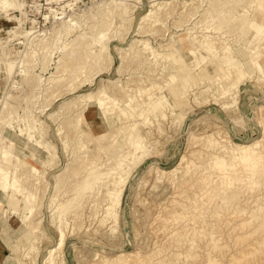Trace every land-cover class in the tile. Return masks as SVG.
I'll use <instances>...</instances> for the list:
<instances>
[{"label":"rangeland","instance_id":"obj_1","mask_svg":"<svg viewBox=\"0 0 264 264\" xmlns=\"http://www.w3.org/2000/svg\"><path fill=\"white\" fill-rule=\"evenodd\" d=\"M16 1H20L22 5L16 6L8 4L3 7V11L0 12V48H2L9 59H26L31 51H33L32 49H39L40 45H43L45 42L50 44H48L47 47L51 46V50H53L54 54L53 60L50 61L47 71L42 72L39 65L35 67L33 71L43 74L45 77L52 72L62 74L61 77L59 76L61 79L57 84L51 82L48 85H42L44 84L43 82L38 86L40 99L43 98L44 94L49 93V97L47 98L51 101V104L46 106L47 108H45L46 110L43 112L35 113L36 105L39 103H36L32 109L42 120L47 124L49 123V126L45 123L47 125L46 128L50 127L48 128V131H50L48 132L47 139L51 142V147L53 149L47 152L51 154L54 151H58L59 159L57 160V165L55 164L51 167L54 170L50 168L45 173V178L48 179V182L43 181L41 185L42 189L40 190V196L43 202L41 203L42 205L39 206V214L36 216L35 220L38 221V219L42 218L43 230L44 233H46L40 240L39 250L26 254L27 249L25 245L17 243L16 240V242H13V248L11 249L10 247V250L6 251L5 259H0V261H2L3 264H10V262L15 264V262H17L16 259H19L25 264H45L48 249L57 243L59 237V231L52 221L48 204L54 193L53 185L56 181L55 174L63 171L68 166V163L72 161L71 155H69L71 147L77 149L74 154L76 156L77 154L78 156L83 155L84 151L79 147L80 145L83 148H87L89 157H91L90 154H92V157H97L98 161L101 162L98 163L97 166L99 170H102L100 172L106 171L108 168L117 170V160L121 157L123 152L118 143H115L114 140L116 138V141L125 142L126 136L124 134V129L131 128L130 122L135 119L139 121L141 132L149 140L146 146V148L149 149V153H147V149L143 152H139L140 155H138L132 163L133 169L128 179L121 207L119 208V225L116 227L117 229L113 231L110 228V224L108 225L99 221L103 211L102 202L104 197L101 195L98 196L99 201H97L98 198H96V202L98 203L95 204L91 202V199H88L85 203V207L79 208V210L83 212L81 217L73 219V215L69 216L71 226L70 224L68 225L70 231L66 228L68 238L66 239L63 250H58L57 253H55L57 258L53 264H103L96 258V252L111 257L120 252L130 251H139L143 255H149V259H147L145 264H162V262L166 264H264V233H262L264 231V226L259 228V218H255L250 222L251 225L250 223H244L245 220H252L251 214L253 210H256V212L259 211L257 207L252 204L254 200L259 199V201H255L258 203L264 198V161L254 163L253 161L248 162L240 160L237 152L230 149L225 153L228 155L226 157L227 166L219 169L213 165V161L222 153V150L218 149L208 152L201 144L192 143L189 139L191 135H201L219 130L221 135H227L236 142L250 143L260 139L264 142V71L255 67L251 55L246 53L245 49L242 50V47L239 48L240 61L251 76L249 75L243 80L238 93V102H236V104L227 108L223 106V102L226 98L220 97L218 91H215V89L213 90L216 94L212 90L214 86L212 75H207L203 77V79H201V77L197 79L190 78L191 85L189 91L191 93H189L187 98L189 100V105H191V109H189L183 120L179 121L174 120L169 110H167V116L160 120V126L157 124V121L153 122V124H146L143 122L146 117H151L152 119H154V117L147 111H144L142 115L140 114L142 101L140 97L129 102L131 104L130 110H133L135 114L134 119L129 118L127 114H123L119 118L117 115L120 114L121 109L124 108V102L128 96L123 91L119 90V86L111 83L112 81L118 80L120 84L126 85L127 82H132L131 86H134L133 83H136L141 75L145 77H155L157 81H162L163 83L164 80L168 78V75L162 72L164 67L162 64H165V60L161 59L160 61L159 59L156 61L153 58L149 60L145 58L133 59L131 52L130 56H124L125 61L123 62L121 61V57L124 53H121V50L131 47L133 40L141 37V35H146L145 37L147 38L149 37L150 39H148L151 40V44L159 48L161 44L163 45L171 41L172 37L177 39V35L182 33L188 26L191 27L192 25V29L197 32L196 34L198 37L205 35L204 32L206 31L201 29L209 24L216 25L222 23L225 29L230 26L231 30L226 33V38L230 40V43L237 42L239 46H261L256 49H259L261 56H259V60L264 65V33H257L255 29L251 28L247 24L250 19L248 16L250 15L243 12V8H249V13H251V15H253V12L258 14L254 7H246V0H233L234 4H236L235 7H238L239 12L242 14L239 16L238 20L226 22L225 13H227V11L225 10L227 7L222 8L219 4L214 2L215 0H173L171 3L174 8L172 14L167 16L162 15V20L160 22L162 24L151 26L155 18L152 17L153 15L144 21L142 19L151 9L155 10L156 7H159V5H154V8L152 2H150L151 0H127L126 3L123 4L113 0H53L51 4L46 3L47 0ZM162 1L166 0H158V2ZM112 6L114 8L117 7V9L113 10L109 16L108 11ZM53 12L54 14L58 13V17H61V15L64 16L63 18L54 17ZM44 14L48 16L46 17ZM12 16H15L16 20H10ZM70 17H73L79 22L74 30L67 29L65 20ZM33 18H36V21H33ZM103 20L107 21L105 24L108 26L109 30L107 38L103 42L96 44L98 50L97 57L94 56L95 52L92 53L91 59L90 55L84 56L87 66L83 68V70H79L78 73L77 70L72 68L65 70L67 66H76L75 64L72 65L69 63L72 61L71 56L73 55H68L65 53V50L75 45V42L79 40H74L77 35L85 32L87 33L86 35H90L99 30L98 28L102 27ZM235 23H238L237 28L234 26ZM12 27H15L17 31L29 30L32 28L35 33L31 34L29 44H25L27 35L20 37L21 35L14 36L13 34H9L7 31L11 30ZM92 27L95 29L93 28V30ZM138 27H144V29H141L143 32H138ZM65 31H71V33L65 35ZM220 32L210 33H214L215 36L217 35L218 37H223V34ZM88 39L86 38V40L91 41L90 38ZM65 42L68 43L67 47H64ZM103 43L104 46H101ZM82 45L85 48L86 42H83ZM105 46H107L113 55V64H111L109 60L102 58L103 56L100 57L101 53H105L102 50ZM77 50L81 51V48ZM133 50L134 48H132V51ZM39 51L41 52L42 50ZM202 52H204L208 58L212 55L210 52H207L206 49L202 50ZM182 53L188 61L192 60V56L187 52L182 51ZM146 54L149 53L146 52ZM79 56L81 55L77 53L74 58ZM64 60L67 62V66L63 62ZM58 61L62 62L58 63ZM194 63H196V60L192 61L190 64ZM121 64H125L122 72L119 71ZM180 64L181 62H178V65ZM57 65L61 66L59 72H56ZM213 65L214 63L212 62L207 63V68L210 72H214L215 68L213 67L215 65ZM193 73H196V71L193 70ZM0 75L2 76H0L1 107V100L4 95L3 89L5 90L8 86V79L3 69H0ZM94 77L95 79L91 81ZM16 78L19 80L21 78L20 81H22V76H20V74H18ZM86 78H88V80L84 81ZM178 81H181V79ZM35 84H38V82ZM52 85L53 87H51ZM168 85L170 86L171 84ZM25 86V90L23 89L21 93H19L20 91L14 90L16 97L17 95L19 96L18 99H14V101H18L16 102L17 110H15L14 113V115H16L15 117L18 119V123H22L19 115L23 116V108L27 105L25 101H20V99L22 100V95L26 93L29 87L27 84ZM208 86L212 87L204 93H199L197 95L192 94L193 91H198L199 88L202 89ZM101 87L107 88L109 93L112 91L117 97L123 100L121 103H118V105L106 108V116L109 117L113 123L109 124L110 126H106L99 117V108L96 105H92L86 111L85 122L83 123V127L87 131H91V133H84L81 143H76L73 139L74 143L70 142L69 148H65L62 143L63 141L61 142L62 139L60 140V134H57V128L61 121L66 120V117L64 118V116L68 115L66 111L70 109L69 111L72 113L73 109H76L78 112L83 110L81 106L88 101L85 95L89 92H98ZM47 88L48 90L46 91ZM166 89L164 92L169 95L168 97L171 99L170 93L168 89ZM213 92L214 94H212ZM133 93L134 91H130V94ZM216 96H218V98ZM39 109H41L40 106L37 107V111ZM52 111H60L59 114H62H58L57 120L61 119L59 123H57V120L54 121L47 116ZM67 121H69V123H76V119L73 117L68 118ZM15 124L17 126V123ZM92 132L95 133L91 135ZM7 134L9 133L3 132V141L7 138ZM64 134L65 133H63V135ZM4 142L8 143L6 140ZM0 143H2V141H0ZM18 146L22 145L20 144ZM258 149L263 151L264 155V146ZM183 154L187 155L189 164L193 169L192 173L190 172L187 176L190 180L183 188L186 189L189 196H192L193 201L181 207L179 210L172 212L171 209L175 208L176 199V201L180 199L179 201L186 204L189 201H187V198L183 199L182 196H179L178 192L179 190H184L183 188H175L171 183V179L168 177H159L157 170L176 167ZM86 159L90 160L88 156H86ZM187 163L188 162L185 161L183 165ZM203 166L208 168L211 172L210 175L208 170H203L207 171L205 173L200 170ZM194 170H196V172ZM179 175H181V172H179ZM205 176L207 177L208 183L206 181L203 182L202 178ZM73 178H70L72 182L69 180L63 182L65 184L62 186L61 192L64 191L65 188L68 189L67 187H71L70 184L73 183ZM76 178L75 180H77ZM94 178H96V175H94ZM253 180L260 182L257 186L258 188H253L248 185ZM46 184H48L46 188L49 191L44 190ZM191 185L195 188H192ZM245 190H248V194ZM227 196L232 199L235 197V200H229L231 202L226 204L222 198ZM244 203H246V205ZM92 204L94 205L92 206ZM242 205L245 207V210ZM238 210L239 212H237ZM247 210H249L248 213ZM230 215L232 216L230 217ZM238 217H240V219ZM13 220L15 221L16 218H13ZM254 222H257V224L255 225ZM15 223L16 227L20 224V222L17 221H15ZM181 226L185 227V231H187L186 236V232L183 233L184 229H182ZM234 226L236 227L234 228ZM235 229L239 230L236 231ZM246 229L247 231H245ZM178 230L180 233H178ZM210 231L213 232L214 238H223L218 240L221 246H214V242L209 234L211 233ZM256 231H258V233ZM259 234L263 235L260 237ZM243 241H245V244ZM259 243L261 245H259ZM255 247L260 249L261 252L255 251L254 254L250 253L249 255L251 250H256ZM208 248L211 250L208 251ZM243 251L248 254L235 262L231 260L234 255L239 256ZM11 252H13V254ZM214 253L216 255H214ZM210 254H213L214 257ZM10 255L17 258L9 259L11 258ZM217 257L219 261L216 259ZM128 263L135 264L133 260Z\"/></svg>","mask_w":264,"mask_h":264},{"label":"bare ground","instance_id":"obj_2","mask_svg":"<svg viewBox=\"0 0 264 264\" xmlns=\"http://www.w3.org/2000/svg\"><path fill=\"white\" fill-rule=\"evenodd\" d=\"M113 1L123 4V3H126L127 0H113ZM172 1L173 0L171 1L166 0V1L158 2V0H151L150 2H152L153 4L152 6L159 5V7H156L155 10L151 9L145 16L142 17L143 21L148 19L151 15H153L152 17H155V18H154V22L151 23V26L152 25L157 26V25L162 24L160 23L162 20L161 18L162 15L167 16V15L172 14V11L174 9L173 6L171 5ZM52 2L53 0H47L46 3L51 4ZM214 2L219 4L222 8L227 7V9L225 10L227 11V13H225L226 22L238 20L239 16H241L242 14L241 12H239L238 7H235L236 4H234L233 0L232 1L231 0H215ZM246 2H247L245 5L246 7L253 6L255 11H257L258 13L256 14L253 12V15H251V13H249V8L242 7L244 9L243 12L251 16V17L248 16V18L250 19L248 20L247 24L251 28L255 29L257 33H260V34L264 33V21H262L264 20V0H246ZM8 4L16 5V6L22 5L20 1H16V0H0V12H2L3 7H5ZM233 5H234V8H233ZM116 9L117 7L115 8L113 6L110 7L108 11V15L110 16L112 11ZM208 10H209V7H208ZM57 14L58 13H55L54 17L63 18L64 16V15L63 16L61 15V17H58L59 15ZM47 16L48 15H46V17ZM14 17L15 16L10 17V20H13V19L16 20V17L15 18ZM33 19H34L33 21H36V18H33ZM103 21H102V27L98 28L99 30L91 33L90 35H86L87 34L86 32L77 35L74 40L76 39L77 40L79 39V40L75 42V45H73L70 48L68 47L67 49L65 48L66 49L65 53H67L68 55H73L71 56L72 61H70L69 63H71L72 65L74 64L76 65L75 67L67 66L66 64L67 62L64 60L63 62L67 66L65 70H69L72 68L74 70H77V73H78L79 70L81 71L83 70V68L87 66V62L85 61L84 56L90 55V59H91L92 53L95 52L94 56L97 57L98 50L96 48V44L103 42L107 38L108 30H109L108 26L105 24L107 21H104V23ZM183 21H182V24H183ZM65 22L67 23L68 30H71V29L74 30L79 24V22H77L73 17H70L69 19L65 20ZM192 26L191 27L188 26V28L184 29L182 33L177 35L178 36L177 39H175V37L174 38L172 37L171 41L163 45L161 44V46L159 45L160 46L159 48H156L153 44H151L150 42L151 40H149L150 39L149 37L148 39L147 37H145L146 35H141V37H138V38L134 37L135 39L133 40V44L131 47L124 48L121 50V53H124V55L122 54V57H121L122 59L121 61L123 62L125 61L126 55L130 56L131 52H132L133 59H144L145 58L149 60L150 58L151 59L153 58L156 61L159 59L160 61L161 59L165 60L166 61L165 64H162L164 66L162 72L163 73L165 72L168 75V78L164 80V82L162 83V81H157L155 77L152 78L150 76L145 77L141 75V77L136 81V83H133L134 86H131L132 82L131 83L127 82V84L125 85V84H120V81L118 80L112 81L111 83L115 84L116 86H119L120 88L119 90L123 91L128 96L124 102L125 104L123 106L124 108L121 109L120 114L117 115L119 118L123 114H127L129 118L134 119L135 114L133 110L132 111L130 110L131 104L129 102L140 97L141 98L140 100H142L140 114L142 115L144 111H147L150 113V115L154 117V119H152L151 117H146L143 120L144 123L153 124V122L157 121V124H159L160 126L161 125L160 120L164 119L167 116V113H168L166 112L167 110H169V113L171 117L173 116L174 120H177V121L183 120V118L185 117L189 109H191L190 108L191 105H189V100L187 98L189 93H191L189 91L190 89L189 87L191 85L190 78L197 79L198 77H201V79H203V77L207 75H212V82L214 83L212 90L215 89V91H218V95L220 97L226 98V100L223 102V106L227 108V107H230L236 104V102H238L237 99H238V93L240 91L241 84L243 80L247 76L250 75V73L244 68L243 63L240 61V55H239L240 47H242V50L245 49L246 53L251 55V59L255 67L264 71V65L259 60V56H260L259 49H256L261 46L259 45L255 47H250L248 45L239 46L237 42L230 43V40L226 38V33L229 30H231L230 26L227 27V29H225L224 26H222V23H218L216 25L209 24L206 27L204 26L205 28L201 29V30H205L206 32H204L205 33L204 36H200V37H198V35L196 34L197 32L192 29L193 28ZM234 26L237 28L238 23H235ZM93 28L94 27H92V29ZM138 28H139L138 32H143L141 31V29H144V27H138ZM218 31L219 32L221 31L220 33L223 34L222 35L223 37H220V36L218 37L217 35L215 36L214 33H210V32L218 33ZM7 32L9 34H13L14 36L21 35L20 37L27 35L26 41H25L26 43L24 42L25 44H29L31 40L30 39L31 34L35 33V31H33L32 28L29 30L25 29V30L17 31L15 27H12V29ZM70 33L71 31H65L64 34L68 35ZM168 37H171V36H168ZM86 38L87 39L90 38L91 41H88L89 39L86 40ZM83 42L84 43L86 42L85 48L82 45ZM48 44H49L48 42H45L43 45H40L39 49H32L33 51H31L30 55L26 59H21V58L9 59L7 58V55L2 50V48H0V69H3V72L6 74V78L8 79V81L6 80L8 82V86L6 87L5 90L3 89L4 95L2 97L3 99L1 100V107H0V141H2V143H0V233L4 241H6L8 245H10L11 249L13 248V242H16V240H17V243L24 244L25 248L27 249L26 254H29L30 252H36L39 250L40 240L42 236L46 233V232L44 233V230H43L42 218L38 219V221H36L35 218L39 214V210H40L39 206H41L42 205L41 203L43 202L41 199L42 197L40 196V190L42 189L41 185L43 184V181L48 182V179L45 178V173L46 171H48V169L53 167L55 164L57 165V162H58L57 160L59 159L58 151H54L51 154L50 152H47L53 149L51 147L52 146L51 142L48 141L47 139L48 132L50 131V130L48 131V128L50 127L48 128L46 127L47 125L49 126V123L47 124L44 120H42L38 115L35 114L37 112H41V111L43 112L44 110H46L45 109L47 108L46 106L51 104V101H49L47 98L49 97L48 96L49 93L44 94L43 98L40 99V95L38 92V86L41 85L43 82L44 84L42 85H45V84L48 85L51 82L52 83L55 82V84H57V82L60 81L61 79L59 78V76L61 77L62 75V74H56L52 72L51 74L45 77L43 74L35 73L33 71L35 67H37L38 65L42 69V72L47 71L50 61L53 60V54H54L53 50H51V46L47 47ZM67 44L68 43L65 42L64 47H67ZM101 46H104V43ZM78 48H81V51H78L77 50ZM132 48H134L133 51H132ZM205 49L207 52H210L212 54L210 58H208L204 54V52H202V50H205ZM39 50H42V51L40 52ZM102 50L105 53L103 54L101 53L100 57L103 56L102 58L109 60L110 63L113 64L114 63L113 55L111 54L107 46H105ZM182 51L187 52L189 55H191L192 60L188 61L183 55ZM146 52H148L149 54H146ZM77 53H79L81 56L74 58ZM194 60H196V63L190 64ZM61 62L62 61H58V63H61ZM178 62H181V64L178 65ZM209 62L214 63L215 65V66L213 65L214 66L213 68H215L214 72H210L208 70L207 63ZM124 65L125 64H121L119 71L121 72L123 71ZM60 67L61 66L59 65L56 66L57 68L56 72H59ZM193 70H195L196 73H193ZM18 74L22 76V81H20L21 78L20 80L16 78ZM94 79L95 77L92 78L91 81H93ZM179 79H181V81H178ZM87 80L88 78H86L84 81H87ZM34 82L35 83L38 82V84H35ZM26 84L27 86H29L28 90L26 91V93L22 95V100L20 99V101L21 102L25 101L27 105L23 108L24 110L23 116L19 115L20 121L22 123L20 122L18 123V119L17 117H15L16 115H14L15 110H17L16 102L18 101H14V99L16 98L18 99L19 96L17 95L16 97V95L14 94L15 92L14 90L20 91L19 93H21L23 89L25 90ZM168 84H171V85L169 86ZM51 87H53V85ZM211 87L212 86H208L202 89L199 88L198 91H193L192 94L197 95L199 93H204ZM166 88L168 89L170 93L171 99H169L168 97L169 95H167L164 92ZM47 90L48 88L46 89V91ZM130 91H134V93L130 94ZM214 92L212 94H214ZM85 96H87L88 101H86V103H84L83 106H81L83 110L78 112L76 109H73L71 113L69 109L68 111H66L68 115L64 116V118L66 117V120H63V121H61V119L57 120L58 114L60 113V111H57V112L52 111L49 113V115H47L50 119H53L54 121L57 120L58 121L57 123L61 121L57 128L58 130L57 134L58 135L60 134L61 138L60 137L59 138L60 140L62 139L61 142L63 141L62 143L65 148H69L70 142L81 143L82 136L84 135V133L86 134L89 132L91 133V131H87L83 127V123L85 122L84 121L85 113L92 105H96L99 108V117L101 118L102 122H104L105 125L108 126L109 124L113 123V121L109 119V117L106 116V108H111L115 105H118V103H121L123 101L121 98L117 97L112 91L109 93L107 91V88H104V87H101V89L98 92H89ZM216 97L218 98V96ZM36 103H39V104L36 105V110L34 113L32 107L35 106ZM39 106L41 107V109L37 111V107ZM59 115H62V114H59ZM70 117H73L74 119H76V123H69L67 119ZM15 123H17V126ZM130 124H131V128L124 129V134L126 136L125 142L118 141V140L116 141V138L114 140L115 143L116 142L118 143L120 149L123 152L121 157L117 160V167H118L117 170L114 168L113 169L108 168L106 171L100 172L102 170H99L97 166H98V163H101V162L98 161L97 157H92L93 156L92 154H90L92 158L89 157V151L87 150V148H83L80 145L79 147L83 149L82 151H84L83 155L78 156L77 154L76 156L74 154L76 153L77 149L71 147L69 155H71L72 161H70L71 163L70 162L68 163V166L63 171L55 174L56 181L53 185L54 193L52 194V197L48 204L50 207L49 210L51 211L52 221L55 223V225L58 228L59 237H58L57 243L48 249V252H47L48 254L46 255V258H45V264H53L56 261L55 259L57 257L55 253H57L58 250L59 251L63 250L65 243H66V239L68 238L66 228H68V225L71 223L69 216L73 215L74 216L73 219L81 217V215H83V212H81L79 208H84L85 203L88 199H91V202H94L95 204V203H98L96 202V198H98V196L101 195L104 197L103 202H102L103 211L100 216L101 218L100 219L98 218V219L101 223H105L108 225L110 224V228L113 231L117 229L116 227L119 225V208L121 207L123 196H124V193L127 187L128 179L133 169L132 163L134 159L138 157V155H140L139 152H143L145 151V149H147L146 146L149 143V140L144 136V134L140 130L139 121L134 119L132 122H130ZM4 131L9 133L7 134V138H5V140L8 141V143H5L4 142L5 140L3 141L2 136H3ZM63 133L65 134L63 135ZM94 133L95 132H92L91 135H93ZM73 139H74V142H73ZM189 139L191 140L192 143L201 144L208 152L221 149L222 153L218 157H216V159L213 161V165H215L219 169H221L224 166H227L226 157L228 155L225 153L228 152L230 149L237 152L238 158L240 160H244L248 162L253 161L254 163H259V162L264 161L263 151L258 149L264 146V142L262 139L256 140L250 143L236 142L227 135H221L219 130L215 132L201 134V135H191ZM20 144L22 146H18ZM147 150H148L147 153H149V149ZM28 153H30L31 155ZM86 156H88L90 160L86 159ZM185 161H187L188 163L186 165H183ZM200 170L201 171L208 170V168L206 166H203L200 168ZM192 171L193 169L189 164L187 155L183 154L180 159L179 164L176 167H173L171 169H158L157 174L159 175V177H162V178L168 177L169 179H171V183L173 184V186H175V188L181 189L190 180V178L187 176L190 172L192 173ZM194 171L196 172V170ZM179 172H181V175H179ZM203 172L205 173L207 171H203ZM208 172L210 175L211 172L209 170ZM94 175H96V178H94ZM71 177L72 178L74 177L73 183L70 184L71 187L70 188L67 187L68 189L65 188V190L63 189L64 191L61 192L60 190L62 186L65 184L63 182L64 181L67 182L68 180L72 182L71 181L72 179L70 180ZM205 177L202 178L203 182L206 181L208 183L207 177L206 178ZM75 178L77 180H75ZM258 184H260L259 181L253 180L248 185L254 188V187H257ZM68 185H69V182H68ZM47 186L48 184H46L44 187L45 191L48 190L46 188ZM191 187L195 188L192 185ZM183 189L184 190H179L178 192L179 196H182L183 199L187 198V201L189 202L186 204V203H183L182 201H179L180 199L178 201H176L177 200L176 199L175 205H174L175 208L171 209L172 212L179 210L181 207H184L188 205L189 203H192L193 201L192 196L188 195L185 188ZM247 191L246 193L248 194ZM234 198L232 199L231 197L227 196V197L222 198V200L224 201V203L229 204V202H231L229 200H235ZM257 200L259 201V199ZM257 200H254V202ZM97 201H99V198ZM254 202L252 204H254V206L257 207L259 211L256 212V210H253L252 212L251 210L252 220L251 221L245 220L244 223L249 224L255 218H259L260 219L259 228H260L264 226V198L262 199L261 202H258V203L256 202L254 203ZM94 204H92V206ZM244 204L246 205V203ZM244 210H245V207H244ZM248 211L249 210H247V213ZM237 212H239V210ZM11 216L13 218H16L15 221L20 222V224L17 227L11 224V222H8V220L12 218ZM217 216H218V213H217ZM231 216L232 215H230V217ZM238 218L240 219V217ZM254 224L256 225L257 222L256 223L254 222ZM181 227L182 229H184L183 233L186 232L185 233V236H186L187 231H185V227L184 226H181ZM235 227L236 226H234V228ZM68 229L70 231V228ZM245 231H247V229ZM210 232L211 233L209 234L211 235V239L214 242V246L215 247L221 246L218 240L223 239V238L216 239L213 236V232L212 231ZM256 232L258 233V231ZM178 233H180L179 230H178ZM262 233H264V231ZM261 235L263 234H259L260 237ZM239 241L241 243L240 239ZM243 242L245 244V241ZM259 245L261 244L259 243ZM258 248H256V250H251L249 252V255L250 253L254 254L255 251L259 252L260 249ZM210 250L211 249L208 248V251ZM11 253L13 254V252ZM246 254L248 253L243 251L242 254L239 256L237 255H234L233 257L231 256L232 257L231 260L235 262L241 257H244ZM95 255H96V258H98L103 264H129L128 262H130L131 260H133L135 264H145L147 259H149V255H143L139 251L120 252L117 255L111 256V257L104 256L100 254L99 252H96ZM214 255L216 254L214 253ZM10 256L11 258L9 259L17 258V257H13L12 255ZM216 259L219 261L218 257ZM16 260L17 262H15V264H25L24 262H21L19 259H16ZM0 264H3L2 261H0ZM10 264H13V262H10ZM162 264H166V263L162 262Z\"/></svg>","mask_w":264,"mask_h":264},{"label":"crops","instance_id":"obj_3","mask_svg":"<svg viewBox=\"0 0 264 264\" xmlns=\"http://www.w3.org/2000/svg\"><path fill=\"white\" fill-rule=\"evenodd\" d=\"M8 222H11V224H13L14 226H16V223L13 220V218H10L8 220ZM8 250H10V245H8V243L6 241H4V239L2 238V235L0 233V259H4L5 258L6 251H8Z\"/></svg>","mask_w":264,"mask_h":264}]
</instances>
